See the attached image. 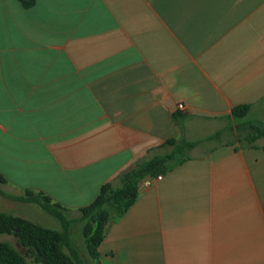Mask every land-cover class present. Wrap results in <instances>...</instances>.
<instances>
[{"label":"crops","instance_id":"crops-1","mask_svg":"<svg viewBox=\"0 0 264 264\" xmlns=\"http://www.w3.org/2000/svg\"><path fill=\"white\" fill-rule=\"evenodd\" d=\"M240 105L264 121V0H0L1 191L75 219L167 140L205 148L143 187L98 264H264V142L204 147ZM38 210L0 195V212Z\"/></svg>","mask_w":264,"mask_h":264},{"label":"trees","instance_id":"trees-1","mask_svg":"<svg viewBox=\"0 0 264 264\" xmlns=\"http://www.w3.org/2000/svg\"><path fill=\"white\" fill-rule=\"evenodd\" d=\"M19 1L25 9L31 8L36 2ZM251 109V105L234 107L230 117L233 120L230 130L237 135L247 133L246 141L254 147V142L264 138V121H249ZM174 119L182 132L185 122L183 114H175ZM221 136L222 132H217L206 141H217ZM199 144L201 141H188L184 138L167 140L163 147L170 148L169 152L136 163L118 176L116 185L111 182L104 184L95 200L78 210L79 217L75 219L69 216L67 208L54 202L43 192L25 189L20 196H11L0 190L3 197L37 205L61 224L60 230H54L25 217L0 212V236L14 237L17 245L23 250L10 242L0 241V264H87L72 240V228L77 223L82 224V237L89 257L98 264L99 247L110 225L135 203L141 192L139 183L147 176L156 179L175 170L190 159L189 153ZM6 183V178L0 173V184Z\"/></svg>","mask_w":264,"mask_h":264},{"label":"rangeland","instance_id":"rangeland-1","mask_svg":"<svg viewBox=\"0 0 264 264\" xmlns=\"http://www.w3.org/2000/svg\"><path fill=\"white\" fill-rule=\"evenodd\" d=\"M257 117H251L250 119H248L249 121L251 122H256ZM214 125L218 126L217 123H214ZM214 125H211V129L212 130L214 128V130H217L219 129L218 127L214 126ZM206 130H208V127L206 128ZM226 131H229L227 132L225 135H223L219 140L217 141H214L215 143H210L209 145L207 146H204V147H208V149L210 150L211 147L213 146H217L218 144H221V143H224V144H228V145H233V144H237L239 145L240 147H246L249 145V143L246 141V138L245 136L248 135L247 133H238V135L236 134V132L227 129ZM225 131V132H226ZM183 133V132H182ZM202 134L201 133H197L196 137L199 138ZM183 138L185 140H188V138L186 137V135L183 134ZM189 141V140H188ZM218 142V143H217ZM264 140H257L256 142H254V144H260V143H263ZM205 148L201 147V148H195L194 150H192L190 153H189V156L190 157H194V156H199L200 154H202V152H204ZM35 205V204H33ZM37 206V205H35ZM38 207V206H37ZM1 208H4V207H1ZM38 211H40L39 213L42 214V216L44 217V220L43 221H40V225H43L48 228H51V229H61V224L60 222L55 219L54 217L50 216L49 214H47L46 212H44L41 208L38 207ZM37 211V210H36ZM36 211H33L31 213V215L33 216H37L38 218H40V214ZM10 214H13V213H10ZM15 215V214H13ZM82 225H76L74 227V241L77 245V248H78V251H79V254L81 255V257L85 258V261H87L89 257L88 253H87V249H86V246H85V242L83 241V237H82ZM17 247L21 250L22 248L19 247L17 245Z\"/></svg>","mask_w":264,"mask_h":264},{"label":"water","instance_id":"water-1","mask_svg":"<svg viewBox=\"0 0 264 264\" xmlns=\"http://www.w3.org/2000/svg\"><path fill=\"white\" fill-rule=\"evenodd\" d=\"M152 180H153V179H152L150 176L145 177V178L139 183V188H140V190H142L143 187H144L147 183L151 182Z\"/></svg>","mask_w":264,"mask_h":264},{"label":"built area","instance_id":"built-area-1","mask_svg":"<svg viewBox=\"0 0 264 264\" xmlns=\"http://www.w3.org/2000/svg\"><path fill=\"white\" fill-rule=\"evenodd\" d=\"M179 108H183V105H180ZM158 179H162V177L159 176Z\"/></svg>","mask_w":264,"mask_h":264}]
</instances>
